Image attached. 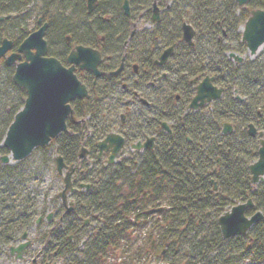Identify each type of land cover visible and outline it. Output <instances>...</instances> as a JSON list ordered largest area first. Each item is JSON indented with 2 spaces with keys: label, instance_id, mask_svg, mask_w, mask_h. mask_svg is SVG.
<instances>
[{
  "label": "trees",
  "instance_id": "trees-1",
  "mask_svg": "<svg viewBox=\"0 0 264 264\" xmlns=\"http://www.w3.org/2000/svg\"><path fill=\"white\" fill-rule=\"evenodd\" d=\"M175 1L180 11L169 15L170 28H165L162 34L167 32L165 47L176 42L178 48L184 51L186 60L182 62L181 76L185 81L205 77L208 73L207 63H210L208 56L217 53V60L211 62L210 73L227 93L222 101L214 103L207 112L187 113L184 109L179 113L174 118L172 134L162 132L163 144L156 159L152 157L154 155L134 154L115 166L105 168L103 162L97 159L96 142L111 131L112 127L108 123L114 122L115 110L118 108L113 99L114 110L106 107L107 112L100 119L104 109L97 104L96 98L99 97L100 102L105 105L106 100L112 101V98L107 97L116 94L118 87L101 81L96 86L97 89L92 88V75L78 72L79 79L92 90L89 100L73 104L76 117L80 120L87 119L86 123L74 125L69 122L71 133L62 134L50 147L38 150L47 153L55 146L56 154L62 156L67 165H78L75 185H91L89 191L74 195L76 209L70 215H63L64 222L57 223L55 231H45L44 241L48 245L66 246L64 251L57 253V259L63 264H101L105 255L118 249L119 243L127 238V233H131L136 223L143 222L144 218L156 217L157 215H150L149 211L162 207L167 211L158 215L161 220L152 222V229L157 234H152L150 240L157 238L160 246L165 245L166 248L168 245V250H174L178 244H182V239L187 240L183 242L189 245L188 257L191 259L187 264L226 263V258L221 257L220 253L223 250L230 251L232 248L228 247L236 245L242 247L240 260L249 259L252 264L264 261V220L254 226L245 237L228 241L223 240L219 226L209 222V217L219 218L228 208L250 199L256 203L255 211L264 214V188H258L257 191L254 189L248 171L249 164L256 156L251 153L252 141L242 131L247 124L242 121L241 111L237 107L239 104L233 96V90L237 88L243 98H248L249 108L255 104L264 106V56L257 61L260 63L258 69L255 67L256 62L238 67L223 58L225 50L228 51L225 43L230 37L237 35L240 38L238 28L242 18L236 15L238 6L235 0ZM30 3L31 1L18 3V7H26ZM49 3L53 9L62 6L55 0H50ZM147 3L150 1L147 0ZM15 4L17 2L12 0L10 11L1 6L0 15L14 14ZM249 6L264 10V0H251ZM81 11L80 9V13ZM247 15L243 12L244 21ZM187 18L198 30L195 48H189L181 41L182 25ZM167 29L170 31H166ZM224 30L227 37L219 41ZM84 34L85 37L92 36L93 30ZM150 36L164 37L157 34V29ZM201 44L205 45L206 51L203 54L197 47ZM236 45L234 52L242 54L246 51L244 44L237 42ZM52 56L66 63L67 57L55 54ZM146 63L149 64L150 61ZM105 67L104 65L103 68ZM1 71L4 78L7 77L5 86H9L17 96L9 114L4 112V100L0 99V157L8 153L1 144L14 115L24 105L26 98L25 92L13 83L14 71L6 68ZM193 92L190 89L186 100L189 101ZM108 112L111 113L108 115ZM245 115H250V111H245L243 116ZM163 121L171 120L163 118ZM226 123L233 125L234 134L222 135L223 125ZM147 125V121H142V129L136 137L151 130L146 129ZM84 143L91 148L90 162L80 163L79 155ZM49 160L54 161L51 158ZM25 164L26 161L15 165L0 163V253L32 227L40 212L37 192L26 187L32 180L40 184L39 177L34 179L27 174ZM216 167V173L213 174ZM212 177L218 180L217 191L213 190ZM42 211L45 213L46 208ZM255 211L250 210L249 213ZM87 219L94 222V226H85ZM207 225L212 226L211 234L204 232ZM85 239L86 246L81 250L80 244ZM248 246H251L250 250L247 249ZM211 255H214L213 260L209 259Z\"/></svg>",
  "mask_w": 264,
  "mask_h": 264
},
{
  "label": "flooded vegetation",
  "instance_id": "flooded-vegetation-1",
  "mask_svg": "<svg viewBox=\"0 0 264 264\" xmlns=\"http://www.w3.org/2000/svg\"><path fill=\"white\" fill-rule=\"evenodd\" d=\"M28 1H31V4L34 5L35 2L39 0H14V2H17L16 7L14 6V14H7L6 16L0 15V25L9 19H14V22H16V20H18L21 17V12L19 11L23 6L21 5L18 7V3L25 4ZM45 1L50 2V0H45ZM55 1L60 2V4H63L64 2H73L75 5L74 9L79 11L81 9L82 10L81 12H86L87 14L86 17L89 20H91L93 39L90 41H84V43L76 45L74 48H76L77 46H85V47L93 48L94 50L101 53L103 61L99 67V70L102 72V76L97 79L94 87H96L98 83L101 81L106 83H113V85H116L118 87L117 93L114 95L113 94L110 95L108 98H113L116 101V106L118 109L120 110L124 109L125 111H128L129 109L134 110V109H138L139 107L140 108L139 110H141L143 114H147L146 112H148L150 114L149 116H151L147 120L148 125L145 127L146 129H151L152 132L151 130H149L148 133L144 135L140 134L138 137H136L139 134V131L142 129V121L139 120L141 119L139 115L133 116L132 113H128L131 114L135 119L129 120V125H128V121L125 119L122 124L128 128L124 132L122 131L117 132L118 134H120V136L124 138L125 141L123 153L119 157L129 156L127 154L129 153L132 155L140 154L141 156L146 154L150 156L154 155L152 157L156 159L161 153V146L163 144L162 132L165 131V133L167 134H172L171 127H173L174 118H176L179 113H182L184 109L186 110L187 113L189 112L204 113L207 112L209 109H212V105L214 103L222 101L224 99L227 90L223 86H220L217 83L216 77L210 73L211 62L217 60L216 59L217 53H214L212 56H208L210 58V63L209 62L207 63L208 73H206L205 77H201V78L195 77L189 79V81H185L184 78L181 76V70H182V62L186 60L185 59L186 56L179 51L180 49L178 48V44L176 42H174L172 45L168 47H165L166 42L168 41V39L166 38L167 32H164L163 34L162 32L164 31L165 28H170V27L169 26L165 27V24L163 23H166L168 20H171V16H169L170 14L172 15L175 14V12L180 11L178 9L177 4L175 3L176 2L175 0H149L150 3H147V0H97L96 8L92 12H89L88 10V0H55ZM126 1L129 4V15H127L124 11V4ZM1 3L4 4L5 1L4 0L0 1V9H2V7L4 8L7 7V4L1 5ZM249 5L242 9L237 10L236 13L237 17L242 18V23L239 25L238 28V33H240V38H238L237 35L230 37L231 39H229L228 42L225 43L226 49H228V51L225 50L223 54V58L226 59V61L232 63L234 66H238V67L247 66L248 62H250L252 65L253 63L256 62L255 67L258 69L260 63H257V61L260 60L264 55L258 57L257 54L255 57H252L254 59L253 61L247 59L246 54H248L249 56V51L242 40V33H241V30L245 25L246 20L250 18V11L260 10L250 7ZM154 6H156L159 10L158 13L159 21L153 20ZM243 12H246L248 14L245 21L243 19L244 18ZM38 19H37L36 28L33 27L29 34L23 35L26 36L24 39L20 37V34H18L19 36L16 35L15 33L16 27L14 26V34H15L14 40L7 38L4 39L2 42H0V45H2L4 41H8L12 43L11 48L9 49L6 57L0 58V69L6 68L15 71L16 68L15 65L9 66L6 64L7 57L12 55L13 53L17 54L19 47L22 45V41H25L31 34H33L36 30H38V28L40 29L43 25L47 23L46 17L42 14L41 16H39ZM117 21L123 23V27L121 28L123 29L124 32H121L116 28L115 25ZM146 23L151 24L153 28L149 35H147V31L146 29H144V24ZM186 24L189 25V23L187 22H185L182 25V37H183V27ZM219 25H221V23H219ZM191 26L193 27L194 30L195 27L193 25ZM49 28H50V24H48V28L45 33V40L48 44V52L51 53L52 52L51 45L48 40ZM156 29H157V34L160 33L164 37L161 38V37L150 36L155 32ZM166 31H170V30H166ZM194 31L196 36L197 32L196 30ZM226 37H227V32L224 30L223 36L219 37L218 40L222 41L223 38ZM20 39L22 41H19ZM129 39L131 40L130 43L128 41ZM67 40L68 41L70 40L69 37L67 38ZM237 42H239L240 44H244L246 48V51L243 52L242 54L234 52V49H236L237 45L234 46L233 43L237 44ZM132 44L137 45L139 47V50L133 48ZM195 47H196V41L193 42V46L189 48H195ZM74 48H72V50ZM170 48H173V51L170 53L167 61L163 64H158L159 62H161L160 58L163 55V53ZM72 50L69 51L68 54H70ZM147 51H150L151 53H146ZM230 54H236L237 56H239L242 59L241 62H238L235 59L231 58ZM133 60H136L137 63L140 60H146V61L149 60L150 63L149 64L144 63L142 66L136 64L133 66H129V61H133ZM20 61H24V58H22L18 62ZM104 65L106 66L105 69L103 68ZM121 66H123V68L119 74H117L116 76L111 75L112 73L118 71L121 68ZM193 67L195 68V66ZM130 68H132L133 71H131ZM130 74L132 75L131 77ZM132 77H133V83H129ZM205 78H211L213 80V85L218 89L222 90V97L221 99L207 103L204 106H199V108L197 109H191L190 106L197 95L196 87ZM93 83H94V77H93ZM169 88H171L170 89L171 95H169L170 97L168 101L167 99L163 103L161 100L157 101L159 97L161 98V95H163V93L166 92V94H168ZM190 89L194 91L193 92L194 94L188 101L186 100V96L189 93ZM90 92H92V90ZM175 93H181V95L178 94L175 95ZM93 94L95 97L94 92ZM233 96L235 102L239 104L237 105V107L238 110L241 111L240 115L242 121L247 124L246 127L242 128V131L246 133L248 138L252 141L251 153L256 156V159H254L249 164L248 171L251 176L252 185L254 186V189L257 191L258 188L260 189L264 188V182L260 181L258 184L253 183L252 181L253 175L250 171V166L259 160L260 149L262 147L261 141H264V106L255 104L251 108H249L247 106L248 98L247 97L243 98L240 95V91L237 88H234ZM153 97L156 98L155 103L150 101V99H153ZM140 98H142L145 101H143ZM96 99H97L96 102L99 105L100 102L99 97H97ZM75 102L72 103V106ZM102 109H104V111L100 115L99 117L100 119H103L104 113L107 112L106 108L102 107ZM248 110L250 111V115L243 116V113ZM110 113L111 112H108L107 114L109 115ZM163 118H167L171 121H163ZM228 124L232 126V132L225 135L223 133L224 125H225L224 124L222 128L223 136H229L235 133V129L233 125L231 123ZM251 127H253L256 131V134L254 136H252L249 133ZM104 137L100 138L96 142V149L98 152L97 153L98 161H104L105 168H108L112 166V164H109V160L112 155V152L104 151V153L101 154V152L98 151V145L104 140ZM188 141L191 142L190 139ZM131 144H134V146H136V150L127 152L128 149L127 147L130 146ZM138 145L141 146V149L137 148ZM87 148H88L87 151L91 153L90 146H88ZM118 158L116 157V161H119ZM218 162H220V159H218ZM216 170L217 169L213 170V174L216 173ZM215 181L211 179V184L214 187L213 182H215V188L218 190L217 178ZM73 194L71 199L76 201L74 198L75 194L74 195ZM251 200L253 202V207H249L246 211V214L250 216L256 214L257 212H261V211H255L256 203L254 202L253 199ZM249 201L250 200H248L245 203H248ZM62 206L63 205H61V203H58L54 209L46 210L45 213L42 210H40L39 215L37 216V220L35 221L34 226L31 228L32 232L31 230L29 231L31 233L27 241H29L30 245L25 255L26 258H24L25 261H27V264H63L61 260L57 259L58 258L57 253L64 251L66 249V246L65 245L58 246V245H50V244L48 245V242L46 240L44 241V237L46 233L45 229L47 230V232H50V230L55 231L56 224L57 223L62 224L64 222V220L62 219L63 218L62 213H64L63 210L65 208ZM250 210H254L255 212L249 213ZM59 211H62V213H58ZM51 212H53L52 220H48L47 219L48 214ZM38 220L39 222L37 224ZM236 238H243V237H236ZM70 239L72 240L73 237H71ZM22 242L24 241L20 239L16 240L14 241V244L10 245L8 248L12 246H18ZM228 248H232V249L227 252L226 250L225 251L223 250L220 253L221 257L226 258L224 261H227L226 263L223 262V264H252L249 259L240 260L242 258L241 257L242 253L240 252V249H242V247L236 245L233 247L229 246ZM247 249L250 250L251 246H248ZM185 255L188 257L189 252L186 253ZM169 256H171V258L174 260L173 264L179 263L178 261L179 254L177 253L176 249L169 251L168 245H166V248L164 249L161 257L166 258Z\"/></svg>",
  "mask_w": 264,
  "mask_h": 264
},
{
  "label": "water",
  "instance_id": "water-1",
  "mask_svg": "<svg viewBox=\"0 0 264 264\" xmlns=\"http://www.w3.org/2000/svg\"><path fill=\"white\" fill-rule=\"evenodd\" d=\"M96 0H89L88 10H94ZM240 8L246 7L251 0H235ZM124 11L129 15V4L126 1ZM159 10L154 6V21H159ZM48 24L43 25L38 31L31 34L19 47L17 54L7 57L6 64L15 65L13 76L14 84L25 91L26 100L24 107L16 114L14 121L9 126L2 146L9 152L8 156L0 159L2 164L20 162L26 160L34 150L48 146L52 140L58 138L62 133L68 131L67 120L76 121L71 103L77 99L89 98L88 88L76 75L77 70L91 72L97 80L102 76L99 67L103 61L100 52L85 46H77L69 54L65 67L55 58H47L48 44L45 33ZM195 32L192 27L184 25L183 41L193 46ZM242 40L246 44L251 57H255L264 47V10L250 11V18L242 28ZM12 43L4 41L0 46V58L6 57ZM173 48L166 50L161 56L158 64L167 61ZM24 56V62H18ZM230 57L238 62L241 58L236 54ZM121 68L112 73L116 76ZM70 84V87H69ZM197 95L190 108L197 109L207 103L221 99L222 90L213 85L211 78H206L197 87ZM165 126V125H164ZM232 132V126L224 125L223 133ZM249 133L254 136L256 131L251 127ZM125 141L120 135L110 134L98 145L101 154L111 151L110 164H113L118 153L124 147ZM260 157L257 162L250 166L253 175L252 181L258 184L264 182V141H261ZM146 147V146H144ZM141 149V146H137ZM88 152L82 150L80 158L84 159ZM56 169L59 175L64 176V190L59 198L67 213L74 210V205L68 202V195L74 193L72 178L75 166H67L62 157L56 159ZM86 186H82L85 188ZM89 189V186L86 187ZM249 207H253L252 201L233 207L220 218V230L224 239L235 236H243L263 219L259 212L248 218L245 213ZM157 211H164L159 209ZM51 219V216L49 217ZM27 234L23 236L25 240ZM29 242L17 248H11L10 253L16 259H22Z\"/></svg>",
  "mask_w": 264,
  "mask_h": 264
},
{
  "label": "rangeland",
  "instance_id": "rangeland-1",
  "mask_svg": "<svg viewBox=\"0 0 264 264\" xmlns=\"http://www.w3.org/2000/svg\"><path fill=\"white\" fill-rule=\"evenodd\" d=\"M3 1V0H0ZM7 4L6 9L10 11V5L12 4V0H4ZM175 4V3H173ZM74 3L73 2H64L61 7H58L56 9L51 8V3L42 0L35 2L34 5L30 3L29 6L22 7V9L19 11L21 12V17L14 22V19H9L5 22H3L0 25V42H2L4 39L10 38L14 40V26L16 27L15 33L16 35L20 34V37L24 39L27 35L31 32L32 28H36V21L39 18V16L44 15L46 17V22L50 24L49 32H48V40L51 45V51L53 54L59 56V57H66L69 53V51L72 50L77 44L84 43V41H90L93 39L91 35H88L85 37L86 32H92V25L91 20H89L86 17V12H81L79 10L74 9ZM73 8V9H72ZM191 9V8H190ZM14 11V10H13ZM2 15V16H6ZM7 18V17H6ZM11 18V17H10ZM187 23L189 25H193L190 20L187 18ZM167 24H170V20H168V23H166V26H169ZM10 29V30H8ZM144 29L147 31V35L150 34L151 30L153 29L151 24L146 23L144 24ZM198 35V30L194 28ZM169 30V29H167ZM166 35V33H165ZM197 35L194 38V42L197 39ZM19 36V35H18ZM69 37V41L67 38ZM18 40V39H17ZM19 41H22L21 39ZM234 46H236V43H233ZM198 50L200 53L203 54V51L205 50V45L201 44L198 46ZM181 53L184 54L183 50H179ZM264 55V47L262 50L259 51L258 57ZM246 58L250 61H253L254 59L251 56H248L246 54ZM257 58V57H256ZM178 59V56H177ZM146 60H140L138 63L136 60L129 61V66L133 65H140L142 66ZM174 61V60H173ZM131 71H133L132 68H130ZM161 74V73H160ZM132 75L130 74V77ZM7 78V77H6ZM4 78L3 72L0 70V80H2V84H0V99L3 101L4 105V112L10 113L12 102L14 101V98H16V94H14L13 90L9 88V86H5L4 81L6 80ZM129 83H133V77L130 79ZM170 89H168V94L163 93L161 95V98L159 97L157 101H168L169 95H171ZM7 90V93H1V91ZM173 94V93H172ZM181 95V93H175V95ZM174 95V94H173ZM108 98V97H107ZM156 98L153 97V99H150L151 102L155 103ZM115 101L112 98V101L106 100L105 105L101 101L99 102V105H102L104 108L109 107V110H114V103ZM21 108V107H20ZM19 108V109H20ZM18 109V110H19ZM107 109V108H106ZM134 109V110H128L125 111L124 109H118L116 111L115 120L113 123H108L112 127V130L117 131H126L128 127H125L122 124V117L121 115L126 117V120H134L135 118L133 116H138L142 119H139L140 121H147L151 116L148 112L147 114H143L141 110ZM108 110V111H109ZM132 113L133 116L131 114ZM127 116H126V115ZM105 136V135H104ZM103 136V137H104ZM56 147H52L45 153L44 151H36L28 160H26L25 169H27V174L32 175L34 179H37L39 177V183L36 184V181L33 182V180L26 185L27 189L34 190L33 192H37L38 195V207L41 208H55L57 206V202H55V196H57L58 192L62 190V177L57 175L56 168H55V157H56ZM127 152H131L127 149ZM128 154V153H127ZM53 159L54 161L51 162L49 159ZM214 169H217L214 168ZM26 173V171H25ZM212 180H216L215 177H212ZM216 182V181H215ZM28 190V191H29ZM152 217L150 218H144L143 222L136 223L134 228L131 229V233H127V238L123 239L118 246V249L111 251L107 255L103 257L101 264H173L174 260L171 258V256L163 258L159 256V254L163 251L164 246H160L157 242L156 245H154L153 250L151 249V244L153 240H150V236L154 234L152 229V222L159 219L160 217ZM151 221V222H150ZM134 222V221H132ZM91 223V222H90ZM94 226V222H92ZM212 226L207 225L205 226L204 232H207L208 234H211L212 232ZM206 233V234H207ZM187 240L182 239V244H178L176 246V251L179 254L178 256V264H187L188 261L191 258H188L185 254L189 250V245L186 243H183ZM227 247H223V249H226ZM8 248L4 249L0 253V264H27V261L22 263L21 261H15L14 258L10 257L7 251ZM152 250V252H151ZM170 251V250H169ZM156 252V253H155ZM152 253L154 255H152ZM152 255V256H151ZM212 257V258H211ZM209 259L213 260L214 255H211ZM264 264V263H262Z\"/></svg>",
  "mask_w": 264,
  "mask_h": 264
},
{
  "label": "bare ground",
  "instance_id": "bare-ground-1",
  "mask_svg": "<svg viewBox=\"0 0 264 264\" xmlns=\"http://www.w3.org/2000/svg\"><path fill=\"white\" fill-rule=\"evenodd\" d=\"M88 2H89V0H88ZM15 5H16V4H15ZM15 5H14V6H15ZM96 5H97V0L95 1V5H94L95 7H94V9L96 8ZM115 26H116V28H117L119 31L124 32L123 29L121 28V27H123V23H120L119 21H117V23H116ZM38 30H39V28H38ZM38 30H36V31H38ZM36 31H35V32H36ZM128 41H129V43H130L131 40L129 39ZM24 42H25V41H22V44H23ZM132 47L135 48V49H137V50H139V47H138L137 45L132 44ZM126 48H127V47H126ZM125 51H126V50H125ZM146 53H151V52H150V51H147ZM52 54H53L52 52H51V53L48 52V54H46V57H47V58H54V57L52 56ZM56 59H58V58H56ZM58 60H59V59H58ZM60 61H61V60H60ZM64 66L67 67L66 65H64ZM92 88H95L94 85L92 86ZM90 90H91V88H90ZM77 100H81V99H77ZM82 100H84V99H82ZM226 124H228V123H226ZM226 124H225V125H226ZM77 125H78V123H77ZM229 125H230V124H229ZM127 148H128L130 151H134L133 148H132L131 146H128ZM150 214L153 215V212H152L151 210H150ZM155 214L160 215V214H162V212H161V211H155ZM220 218H221V217L218 218V217H215V216L209 217V222H210V224H217V225L219 226V225H220V223H219V222H220Z\"/></svg>",
  "mask_w": 264,
  "mask_h": 264
},
{
  "label": "snow or ice",
  "instance_id": "snow-or-ice-1",
  "mask_svg": "<svg viewBox=\"0 0 264 264\" xmlns=\"http://www.w3.org/2000/svg\"><path fill=\"white\" fill-rule=\"evenodd\" d=\"M69 87H70V84H69Z\"/></svg>",
  "mask_w": 264,
  "mask_h": 264
}]
</instances>
